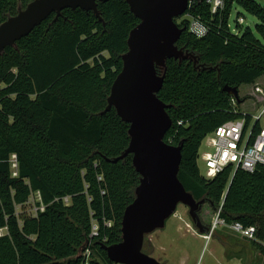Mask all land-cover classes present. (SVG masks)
I'll list each match as a JSON object with an SVG mask.
<instances>
[{
  "label": "trees",
  "instance_id": "16d2710c",
  "mask_svg": "<svg viewBox=\"0 0 264 264\" xmlns=\"http://www.w3.org/2000/svg\"><path fill=\"white\" fill-rule=\"evenodd\" d=\"M31 1L0 0V24ZM234 7L258 23L253 28L235 25V35L228 28ZM97 9L103 23L91 12L65 9L0 55V264H111L99 241L86 243L91 220L106 237L105 245L121 241L122 215L140 177L131 155L115 164L107 161L127 148L129 126L114 109L99 113L122 68L128 33L139 21L124 0L97 3ZM187 14L206 22L208 32L197 38L187 19L175 20L185 29L176 46L198 62L166 61L157 94L170 106L166 112L172 125L164 142H182L177 178L195 201L204 200L213 215L221 205L219 216L227 224L255 229L249 243L258 251V264H264V165L252 173L226 168L210 180L197 168L205 136L243 114L246 128L250 125L252 114L239 110L248 97H239L233 107L224 86L239 94L241 86L252 85V94L264 103V90L255 85L264 78V7L256 0H225L223 11L211 15L205 0H196ZM250 129L254 138L259 121ZM35 191L44 211L36 217L25 215L23 208L17 211ZM64 196L71 198L68 206L53 202ZM104 220L111 221L110 228H103ZM200 221L208 228L210 222ZM87 249L97 259L86 260L82 254Z\"/></svg>",
  "mask_w": 264,
  "mask_h": 264
},
{
  "label": "water",
  "instance_id": "95a60500",
  "mask_svg": "<svg viewBox=\"0 0 264 264\" xmlns=\"http://www.w3.org/2000/svg\"><path fill=\"white\" fill-rule=\"evenodd\" d=\"M110 0H32L17 14L0 24V55L7 47L28 36L32 30L54 14V21L65 9L88 13L103 23L97 3ZM130 13L139 21L127 37V51L121 56L122 68L110 87L106 107L100 115L114 109L128 124L129 143L123 153L107 160L117 163L131 155V163L139 175L133 201L124 209L121 241L113 245L97 243L114 264H161L142 252L144 237L162 229L174 215L177 205L187 207L189 218L199 234L207 228L199 213L205 201H195L177 178L182 142L169 145L164 136L172 121L170 107L158 99L163 86L166 61H198L176 42L185 30L175 22L188 9V0H124ZM222 91L239 103L236 88L224 86Z\"/></svg>",
  "mask_w": 264,
  "mask_h": 264
},
{
  "label": "built area",
  "instance_id": "2783aa9c",
  "mask_svg": "<svg viewBox=\"0 0 264 264\" xmlns=\"http://www.w3.org/2000/svg\"><path fill=\"white\" fill-rule=\"evenodd\" d=\"M195 1L196 0H188V9L195 3ZM224 3L225 0H205V4L210 7L211 15H216L223 11ZM182 19L188 20L189 31L195 37L202 38L207 34L208 25L206 22L187 14V11ZM243 23V17L238 16L235 20V25L242 26ZM228 28H230L231 32L235 35L238 34L236 28H231L229 23ZM255 92L262 94V91L259 88H255ZM231 103L233 107L236 104L233 97H231ZM244 116L245 114H243V117L240 119L221 124L202 140L197 153V161L202 162L204 165V171L200 174L201 177L206 180L213 179L226 168H230L232 170L231 173L237 169L252 173L258 165H264V122L260 124L261 118L264 117V107L258 115H250V125L253 124V122L259 121V130L254 138L251 137L250 125L246 128ZM177 125L182 126L183 122L179 121ZM10 162L13 170L12 176L16 177L17 162L15 155L11 156ZM94 166H96V164H94ZM97 181H102L101 175L97 176ZM84 187L86 188L87 186L84 185ZM100 194L102 196L105 195V191L101 189ZM87 200L90 201V198H87ZM70 201L71 198L69 196L55 198L53 200V202H61L64 206H68ZM24 206H29V216L32 217H36L39 212H43L45 209V205L43 204L41 195L38 191L31 192L27 202L23 206H18L16 210L19 211ZM220 209L221 205L214 214L206 233H198L202 240L208 242L215 236L217 229L227 230L248 241L254 240L255 229L253 227H244L238 222L227 224L219 216ZM90 216H92V213H90ZM102 224L104 229L111 227V221L104 220ZM2 232L3 230H0V235ZM94 241H99V243L105 244L106 237H101L97 222L91 220L90 232L86 243L87 245H90ZM82 256L88 260L90 250H85Z\"/></svg>",
  "mask_w": 264,
  "mask_h": 264
},
{
  "label": "rangeland",
  "instance_id": "374dc122",
  "mask_svg": "<svg viewBox=\"0 0 264 264\" xmlns=\"http://www.w3.org/2000/svg\"><path fill=\"white\" fill-rule=\"evenodd\" d=\"M256 1L264 7V0ZM238 16L244 19L241 28H253L258 23L255 17L239 7H234L229 19L231 28L235 27ZM262 45L264 47V42ZM255 85L264 90V78L259 79ZM252 87L245 85L239 88L238 96L248 97L239 106V110L256 116L262 111L264 103L259 104L262 99L258 100V97L252 94ZM263 122L264 117L261 118L260 124ZM197 168L202 174L203 163L197 161ZM23 213L30 215L29 206L23 207ZM213 217L208 205L204 204L200 211L201 220L209 223ZM142 252L161 264H258L260 258L258 251L248 240L224 229H217L215 236L208 242L202 240L189 218L187 207L181 204L177 205L174 215L165 221L162 229L144 237ZM89 257L97 259L91 251Z\"/></svg>",
  "mask_w": 264,
  "mask_h": 264
}]
</instances>
